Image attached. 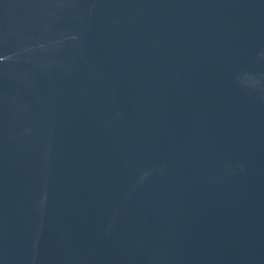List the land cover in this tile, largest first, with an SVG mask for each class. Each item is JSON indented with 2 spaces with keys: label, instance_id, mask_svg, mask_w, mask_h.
<instances>
[{
  "label": "water",
  "instance_id": "water-1",
  "mask_svg": "<svg viewBox=\"0 0 264 264\" xmlns=\"http://www.w3.org/2000/svg\"><path fill=\"white\" fill-rule=\"evenodd\" d=\"M0 264H264V0H0Z\"/></svg>",
  "mask_w": 264,
  "mask_h": 264
}]
</instances>
